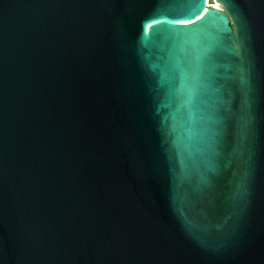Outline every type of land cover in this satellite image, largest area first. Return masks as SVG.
I'll return each instance as SVG.
<instances>
[{
    "label": "water",
    "instance_id": "95a60500",
    "mask_svg": "<svg viewBox=\"0 0 264 264\" xmlns=\"http://www.w3.org/2000/svg\"><path fill=\"white\" fill-rule=\"evenodd\" d=\"M0 0V264H264V0Z\"/></svg>",
    "mask_w": 264,
    "mask_h": 264
},
{
    "label": "rangeland",
    "instance_id": "374dc122",
    "mask_svg": "<svg viewBox=\"0 0 264 264\" xmlns=\"http://www.w3.org/2000/svg\"><path fill=\"white\" fill-rule=\"evenodd\" d=\"M209 4H213V5H217V3L215 2V0H209Z\"/></svg>",
    "mask_w": 264,
    "mask_h": 264
},
{
    "label": "bare ground",
    "instance_id": "6f19581e",
    "mask_svg": "<svg viewBox=\"0 0 264 264\" xmlns=\"http://www.w3.org/2000/svg\"><path fill=\"white\" fill-rule=\"evenodd\" d=\"M207 5H208V6H210V5H211V6H215V5H213V4H209V0H207Z\"/></svg>",
    "mask_w": 264,
    "mask_h": 264
}]
</instances>
